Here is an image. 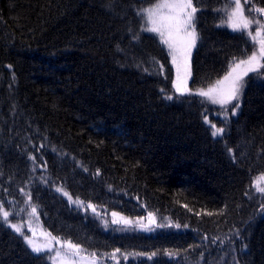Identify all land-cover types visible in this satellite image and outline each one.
<instances>
[{
    "label": "trees",
    "instance_id": "obj_1",
    "mask_svg": "<svg viewBox=\"0 0 264 264\" xmlns=\"http://www.w3.org/2000/svg\"><path fill=\"white\" fill-rule=\"evenodd\" d=\"M159 1L0 0V204L35 205L52 236L87 253L120 249L123 264H264V195L253 186L264 174V77L246 78L238 115L216 120L226 131L213 137L204 117L214 108L175 93L167 50L142 31L137 11ZM226 3L193 0L192 92L255 50L220 26ZM57 188L161 226L106 231ZM0 264L50 262L0 221Z\"/></svg>",
    "mask_w": 264,
    "mask_h": 264
},
{
    "label": "snow or ice",
    "instance_id": "obj_2",
    "mask_svg": "<svg viewBox=\"0 0 264 264\" xmlns=\"http://www.w3.org/2000/svg\"><path fill=\"white\" fill-rule=\"evenodd\" d=\"M233 2L235 7L228 15V19L231 22L233 30L247 29L252 23L259 25L258 29L256 30V35H253L252 32H248V35L252 38L253 42L259 43L258 53L257 51H253L251 55L247 57V59L240 60L238 63L232 66L231 70L227 73V75H225L223 80L216 81L217 86L225 85V87L221 88L213 86L209 87L207 90L199 89L195 93H193L192 90L188 89L187 87V78L191 75L190 64L188 61L191 55V49L195 47L196 40L198 38L194 25L197 8L193 6V0H171V2L164 0V2L155 3L152 7L139 9L137 11V15H142L145 18L146 23L150 25L148 27H143L142 31L157 33L161 38V43L166 44L170 49L169 55L172 57V63L177 67V81L173 83V86L176 92L180 95H184L185 93L199 95L209 100L213 104H219L223 108L225 105L232 104L233 101L239 100L243 88L245 87V76H247L250 72L258 73L260 69H264V38L257 40V37H261L260 29H264V23H262L260 20L253 21L248 19L244 15V9L242 8L241 0H233ZM162 8L169 9L168 13H162L160 11ZM256 11L258 13L264 14V8H258ZM165 32L168 34L167 38H165ZM134 38L139 39V37ZM241 65L245 66L242 72L235 73V69L240 68ZM181 68L183 69L184 73L183 77L180 75ZM165 98L168 100L173 99L171 95H167ZM238 108L239 103L233 104V115H235V109ZM204 121L206 124H210L212 129L211 135L213 137L219 136L224 132L223 128H217L215 124H211L207 116H205ZM229 151H231V149H229ZM29 159L35 162L36 157L30 156ZM44 167L46 168V164H44ZM97 174H99V171H97ZM259 180H264V174H262L258 181L253 185L257 192L264 195V187L259 186ZM56 190L63 192L61 188H57ZM27 195L30 200V193ZM63 195L68 196L71 203H74L79 207H84V202L78 198L73 200L67 192H63ZM87 207L91 208L94 213L96 212L94 205L89 203ZM36 212L37 207L32 205V213ZM207 214L212 215V213ZM111 215L113 217L111 220L112 224H123L125 227L132 224L131 220L120 216V214L117 212H113ZM9 216L10 213L4 210L3 205L0 204V221L7 224L18 235L22 236L24 242L34 253L39 254L45 251H52L49 245L37 244L31 237L22 231L20 226L11 223L9 221ZM149 216L151 217L152 214L149 213ZM116 217L120 218L117 219ZM152 222L154 223L155 220L153 219ZM103 223L105 227H107L109 221L104 220ZM175 226L180 227L178 224ZM46 235L51 237L52 240H56L58 243L60 242L59 238L51 236V233H47ZM64 243L74 249H79V245L73 244L71 241H65ZM119 252L120 249H116L115 253L112 254L113 258H115V254ZM91 255L95 257L96 253H92ZM136 255L140 254L137 253ZM151 255H155V253H152ZM169 255H171V253H169ZM56 256H60V252H56ZM127 258L128 254H125L124 259ZM92 264H95V260L92 262Z\"/></svg>",
    "mask_w": 264,
    "mask_h": 264
},
{
    "label": "rangeland",
    "instance_id": "obj_3",
    "mask_svg": "<svg viewBox=\"0 0 264 264\" xmlns=\"http://www.w3.org/2000/svg\"><path fill=\"white\" fill-rule=\"evenodd\" d=\"M159 2H164V0H160ZM167 2H171V0H167ZM241 5H242V8L244 9V15L248 19L253 20V21L260 20L262 23H264V14L258 13L256 11V9H258V8L255 7L252 4L251 0H241ZM234 7H235V4H234L233 0H227V3H226V5L224 6V8L222 10L224 15H226L225 16V21L221 22L220 26L224 27V28H226V29H228V30H230L232 32H244L252 40V38L248 35V32H252L253 35H256V30L258 29L259 25H257L256 23H252V24L249 25V27L247 29L233 30V27L231 26V22L228 19V15H229V13L231 12V10ZM160 11L162 13H164V14H167L169 9L162 8ZM195 15H196V13H195ZM142 18L146 22V20H145V18L143 16H142ZM146 25H147L146 27L150 26L147 23H146ZM194 25H195V19H194ZM195 31H196V27H195ZM260 31H261V37H257V40H259L261 38H264V29H260ZM196 33H197V31H196ZM153 34H155L159 38V40L161 42L160 36L157 33H153ZM167 37H168V34H167V32H165V38H167ZM197 41H198V38L196 40L195 47H193L191 49V55H190L189 61H188L189 64H190V71H191V75L187 78V87H188V89H190V82H191V79H192V57H193V53H194V50H195L196 45H197ZM252 42H253V40H252ZM253 43L255 45V50L254 51H257V53H258L259 43H256V42H253ZM162 45L164 46V48L167 50V52L169 54L170 49L168 48V46L166 44H163V43H162ZM169 59H170V64H171V66L173 68V72H174V79H173V83H174V82L177 81V67H176V65H174L172 63L171 55H169ZM238 62L239 61L235 62L232 66H234ZM244 67H245L244 65H241L240 68H236L235 69V73L242 72ZM231 68L229 69V71L231 70ZM227 73L225 75H227ZM255 73H257V72H250L247 76H245L244 77V82L246 81V78L248 76H250L251 74H255ZM258 73H261L262 76L264 77V69H260V71ZM180 75H181V77H183V75H184L182 68H181ZM225 75L223 77H221L219 80H223ZM225 84H226V82H225ZM213 86L221 87V88L225 87V85L217 86L216 82L210 87H213ZM173 88H174V86H173ZM207 89H205V90H207ZM174 91H175V93L177 95H180L179 93L176 92L175 88H174ZM243 91H244V88H243ZM243 91H242V94H241V96H240L238 101H233L232 104L225 105L223 108L219 104H213L209 100H207V99H205V98H203V97H201L199 95H196V96L201 97L205 102H207L210 106H212L215 109V110L213 109L211 112L207 113L206 116L208 117V120L210 121L211 124H215L217 128H223L224 132H225L226 131V127L225 126H219L217 124L216 120L220 119V120H223V121H228L231 117H236L238 115V113H239V111L241 109V106H242ZM193 93H195V92H193ZM184 95H188V93H185ZM236 103H239V108L235 109V115H233V104H236ZM207 125L210 127V124H207ZM210 129H211V127H210ZM211 132H212V129H211ZM224 132L221 135L216 136V138L221 137L224 134ZM261 175L262 174H259V175L255 176V178L253 180V185H254L255 182L258 181V179L261 177ZM259 186L264 187V180H259ZM254 189H255V187H254ZM255 191H256V189H255ZM59 192L63 195V192H61V191H59ZM63 196L67 199V201L72 206L77 207V208L81 209L84 212H88V213L93 214V215L97 216L98 218H100V220L102 222L101 225L103 226V228L106 231H108V229L111 228V227L117 226V227H123V228L132 227L133 229L141 231V232H144V233H152L157 227L161 226L158 223L155 214L151 213L152 216L151 217L149 216L150 212L146 213L143 217L134 218V219L119 213L120 216L126 217L129 220H131L132 224H130V225L126 226V227L123 224H112L111 220L113 219V217H112L111 214L113 212L106 211L105 209H101V208H99V207L94 205L95 208H96V212L94 213L91 208L87 207V205L89 203H86V202L83 201L84 202V207H79L76 204L71 203L69 201L68 196H65V195H63ZM71 198L73 200H75V198H73V197H71ZM9 205L10 206H14L12 202H9ZM6 211H8L10 213L9 221L11 223H14V224H17L18 226H20L22 228V231L26 235L31 237L37 244H40V245L47 244V245H49L51 247L52 251H50V252L49 251H45V252L39 253V254H45L47 256L50 264H92V262L94 260H95V264H123V261H126L127 259L130 258L129 254H128V258L124 259V255L125 254L123 252H121V251L119 253L115 254V258H113V256H112V254L115 253V251H112L110 253H96V256L93 257L91 254L95 253V252L87 253V252L83 251L80 246H79V249H74V248L70 247L69 245H67L66 243H64L65 241H68V240H64V239L59 238V237H58L59 241H60L59 243L56 240H52L51 237L46 235L49 232L42 226L40 218H39V215H38V212L32 213V205H30L29 203L25 204V206L20 207V209L18 211H17V209L14 211V210H11V209H8V208L6 209ZM97 213H98V215H97ZM262 214L264 215V209L262 210ZM12 216H16V219H18L19 221L11 220ZM116 218L119 219L120 217H116ZM153 219L155 220L154 223L152 222ZM104 220H108L109 221L107 227H105V225L103 223ZM169 225H172L173 228H175V229L178 228V227L175 226V224H169ZM163 226L166 227V228L167 227L169 228V226H167V224L163 225ZM30 229H31V231H30ZM73 244H75V243H73ZM56 252H60V256H56Z\"/></svg>",
    "mask_w": 264,
    "mask_h": 264
},
{
    "label": "bare ground",
    "instance_id": "obj_4",
    "mask_svg": "<svg viewBox=\"0 0 264 264\" xmlns=\"http://www.w3.org/2000/svg\"><path fill=\"white\" fill-rule=\"evenodd\" d=\"M226 16V15H225ZM225 21V20H224ZM223 24V23H222Z\"/></svg>",
    "mask_w": 264,
    "mask_h": 264
}]
</instances>
